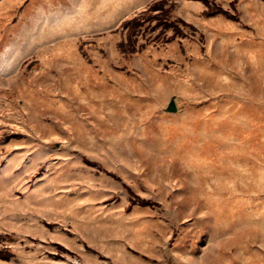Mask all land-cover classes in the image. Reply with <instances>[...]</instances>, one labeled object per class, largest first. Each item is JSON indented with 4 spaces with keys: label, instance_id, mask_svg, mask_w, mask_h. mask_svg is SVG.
Masks as SVG:
<instances>
[{
    "label": "rangeland",
    "instance_id": "374dc122",
    "mask_svg": "<svg viewBox=\"0 0 264 264\" xmlns=\"http://www.w3.org/2000/svg\"><path fill=\"white\" fill-rule=\"evenodd\" d=\"M151 1L0 0V264H264V0Z\"/></svg>",
    "mask_w": 264,
    "mask_h": 264
},
{
    "label": "trees",
    "instance_id": "16d2710c",
    "mask_svg": "<svg viewBox=\"0 0 264 264\" xmlns=\"http://www.w3.org/2000/svg\"><path fill=\"white\" fill-rule=\"evenodd\" d=\"M165 1L166 0H152L145 6V8L142 11L138 12L137 15L133 16V18L122 21L119 27L113 31V32L117 31L120 27L127 29V34H128L127 41L125 43L124 42L119 43V48L121 49L122 53L131 54L135 52V50L133 49L134 44H132L133 42L131 41V38H132V35H134L137 32L138 28H140L139 26H142V21H140L139 16L140 14L143 13V11L144 12L145 11L146 12L147 11L157 12L158 15L155 16V20H158V24L160 26L162 25L163 27H166L167 24H169L165 16L166 10L162 9V6L166 4L164 3ZM192 1H199L205 6L204 15L206 16H212L216 13H223L221 11L215 12L214 10H212L210 6L211 5L210 0H192ZM11 258H12V255L10 253H5V252L3 253L2 251H0V260L8 261Z\"/></svg>",
    "mask_w": 264,
    "mask_h": 264
},
{
    "label": "water",
    "instance_id": "95a60500",
    "mask_svg": "<svg viewBox=\"0 0 264 264\" xmlns=\"http://www.w3.org/2000/svg\"><path fill=\"white\" fill-rule=\"evenodd\" d=\"M166 111L167 112H175L176 111V107H175V104H174V101L171 100L166 108Z\"/></svg>",
    "mask_w": 264,
    "mask_h": 264
}]
</instances>
